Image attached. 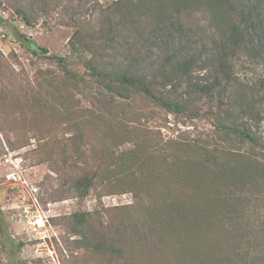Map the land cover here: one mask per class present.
<instances>
[{"label": "rangeland", "instance_id": "obj_1", "mask_svg": "<svg viewBox=\"0 0 264 264\" xmlns=\"http://www.w3.org/2000/svg\"><path fill=\"white\" fill-rule=\"evenodd\" d=\"M27 1L0 0V264L165 263L98 253L87 244L102 235L128 250L168 244L170 264H196V241L231 228L264 255V57L236 60L235 98L193 96L185 113L135 93L112 99L84 44L103 41L99 30L128 2L61 0L37 7L28 25L17 12ZM139 15L118 48L122 58L140 51V71L152 75L153 43L167 35L151 36L158 20ZM78 31L85 43L73 48ZM85 175L93 186L83 196ZM76 214L86 226H74Z\"/></svg>", "mask_w": 264, "mask_h": 264}, {"label": "trees", "instance_id": "obj_2", "mask_svg": "<svg viewBox=\"0 0 264 264\" xmlns=\"http://www.w3.org/2000/svg\"><path fill=\"white\" fill-rule=\"evenodd\" d=\"M60 1L28 0L30 10L26 11L21 7L17 12L23 15L28 25H31L32 14L37 7L45 13L52 3L56 4ZM118 1L128 3L121 6L120 11L114 12L115 23L110 20L107 30L105 28L99 30L101 37H104L103 41L93 39L84 44L85 49L92 55L86 62L87 69L99 80L112 99L128 100L130 95L135 93L145 100L154 102L160 108L185 113L194 107L193 96L207 97L211 101L217 96L221 102L222 98H226L227 101L235 98L236 60H240L242 55L255 60L264 57V0ZM143 10L150 17L158 20L154 24H147L155 26L151 36L156 35L157 30L167 35V42L164 40L162 44L153 43L148 39L146 41L159 47L157 52L160 64L158 71L152 75L140 71L144 60L140 51L133 54L128 50V55L122 58L117 42V38L123 32L136 28L140 20L139 13ZM198 15H202L203 18L196 19ZM178 35H180L179 41L176 42L175 36ZM80 37L83 35L78 31L71 41L73 48L79 43H85ZM42 51L47 53L45 49ZM197 72L204 73L205 83L195 80L194 76ZM181 88L185 89L183 93H179ZM223 128L228 129L227 126ZM230 130L242 135L243 138L250 140L252 138L248 132H238L233 128ZM77 186L83 192L82 195L86 196L93 186L91 176L85 175L77 182ZM173 205L169 203V206ZM1 217L0 214V219ZM84 217L83 214L74 216L76 228L86 226ZM170 218L175 220L177 216ZM3 226L4 224L0 222L1 235ZM228 236L221 240L215 234V237L206 236L202 240H197L195 247L198 251L194 255L196 264H264V255L259 251L253 254L249 235L245 232L237 234L231 228ZM102 237H104L103 241L90 240L87 245L94 247L98 253L112 252L120 258L131 254L134 263L136 260L146 262L156 259L165 261L163 264H170V259L167 258V251L170 248L168 244L164 247L157 244L154 253L146 246L131 250L117 247L113 239L107 238V235ZM218 241L222 242L218 243ZM224 244L227 247L223 248ZM175 254H179L178 249Z\"/></svg>", "mask_w": 264, "mask_h": 264}]
</instances>
